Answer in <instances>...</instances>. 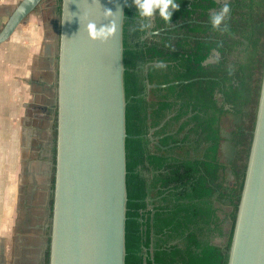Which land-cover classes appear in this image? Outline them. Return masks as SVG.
I'll use <instances>...</instances> for the list:
<instances>
[{
    "label": "trees",
    "instance_id": "trees-1",
    "mask_svg": "<svg viewBox=\"0 0 264 264\" xmlns=\"http://www.w3.org/2000/svg\"><path fill=\"white\" fill-rule=\"evenodd\" d=\"M224 1L176 0L170 22L157 12L149 29L125 0V264L227 263L264 66V0H227L229 14L214 28L209 17ZM145 81L170 85L147 90ZM51 130L50 211L55 118ZM223 142L231 145L225 163Z\"/></svg>",
    "mask_w": 264,
    "mask_h": 264
},
{
    "label": "water",
    "instance_id": "water-1",
    "mask_svg": "<svg viewBox=\"0 0 264 264\" xmlns=\"http://www.w3.org/2000/svg\"><path fill=\"white\" fill-rule=\"evenodd\" d=\"M41 2H18L0 45ZM124 7L125 0H61L48 264H125ZM110 22L107 39L89 37L90 23ZM226 264H264V66Z\"/></svg>",
    "mask_w": 264,
    "mask_h": 264
},
{
    "label": "crops",
    "instance_id": "crops-1",
    "mask_svg": "<svg viewBox=\"0 0 264 264\" xmlns=\"http://www.w3.org/2000/svg\"><path fill=\"white\" fill-rule=\"evenodd\" d=\"M19 1L0 0V19H7ZM36 15L28 19L29 23L25 27H35L38 32L35 37L38 39L41 36L42 39V21L40 15ZM17 43L23 48L21 52L26 54L24 56L29 55L21 58L23 61L20 64L18 61H0V264H30V260H26L24 256L30 248L19 246L18 254L17 249L11 247V243L15 242L14 236H18L19 239L16 240L22 244L21 236L30 231L31 221L37 222L41 217H32L29 212V202L35 200L38 192L37 183L31 180L30 184H23L22 179L28 176L33 179L37 175V169L33 171L34 164L31 165V162L23 166L22 157L25 153L29 157L28 144L32 139H42V133L44 140H38L33 149L39 155L44 153L43 157L40 156L45 160L42 174L45 181L50 177L46 166L50 167L48 163L51 157L48 146L51 143V111L55 101V59L50 50L39 56V46L32 47L34 43L31 41L21 40ZM5 55L14 56L11 52L0 51V59H4ZM38 57L43 67L34 65V59ZM24 70L25 74L22 76ZM22 140L26 143L25 147ZM25 160L28 161V158ZM46 185L49 184L45 182L44 187ZM39 192L41 196L45 193L43 189ZM22 211L24 216L21 217ZM10 251L13 252L12 255Z\"/></svg>",
    "mask_w": 264,
    "mask_h": 264
},
{
    "label": "rangeland",
    "instance_id": "rangeland-1",
    "mask_svg": "<svg viewBox=\"0 0 264 264\" xmlns=\"http://www.w3.org/2000/svg\"><path fill=\"white\" fill-rule=\"evenodd\" d=\"M227 0H225L224 2H226ZM223 3V2H222ZM56 7H57V0H43L40 5L36 8V10L30 14L14 31V33L10 36V38L3 44L0 45V51L1 52H11L12 55H5L4 59H0V61L5 60V62H13V61H18L19 64L23 61L21 60V58H26L29 54H27V56H24L26 54L22 53V49L20 48V45L18 46L17 41H21L23 40L24 42H28L31 41L34 44H32L31 46L35 47L39 46L38 48V54L39 56H43V54L50 50V52L54 55V59H55V65H56V56H57V51H58V30H59V17L56 14ZM36 14L40 15L41 21H42V36L43 38L41 39V36L37 39L35 37V34L38 33L36 32V28L35 27H25L26 24L29 23L28 19L30 20V18L32 19L33 16H35ZM37 16V15H36ZM7 19H0V29L2 28L1 23L6 22ZM25 23V24H24ZM28 52V51H26ZM21 53V55H20ZM32 55V54H31ZM218 56H214L211 57L210 61L214 62L215 59H217ZM40 57H38V59H34V65L37 64L38 66H44L41 64V61L39 63ZM7 65V64H5ZM23 72V71H22ZM25 74V70L23 72V74H21L22 76ZM35 124V123H34ZM42 126H44V123H42ZM231 128V120L230 117H224V119L222 120V130L224 133V137L227 138V134L229 133ZM42 139H32L30 141V143L28 144L30 146L29 149V157H27V155H23V160H24V164L23 166H25V163L28 164L31 162V165H33V171L37 169V175H35L32 178H30V176L28 177H22L23 179V184H27L29 182H31V180H34L37 183V188H38V192L37 195L34 197L35 200L33 202H29L30 204V215L32 217H36L37 215L41 216L38 218V221L34 222L31 221L30 224V231L28 233H24L21 236V240H23L22 244H20L19 242H17L16 238H18V236H14L15 242L11 243V247L15 248V250L17 249L16 252H18L19 254V246H24L25 248H30L27 249V252L24 254V256L26 257V260H30V264H43L44 261V253L47 250V247L45 246V244L48 243V234H49V225H50V209H49V200H50V185H46V187H44V183L47 182V184L50 183V177H48V180L45 181L44 180V176H43V171L45 170V160L42 159L43 154L41 153V155H39V153L37 152V150H34L33 147H35L38 143V140H44V134L42 133ZM39 142V141H38ZM23 146L25 147L26 143L23 142ZM49 156V153H47ZM40 156H42L40 158ZM51 156V155H50ZM231 156V145H229L226 142H223L221 144L220 147V152H219V158L220 161L225 163L230 159ZM28 158V161H26L25 159ZM34 162V163H32ZM41 162V164H40ZM47 162V161H46ZM39 165V166H38ZM49 166H46V168H48L49 171V176L51 175V171H52V160L50 159ZM39 167H41V169H38ZM36 168V169H35ZM32 171V172H33ZM41 172V173H40ZM23 172H22V176H23ZM30 184V183H29ZM41 189H43V191H45V193H43V195L41 196V193L39 192ZM22 205V204H21ZM20 205V207H21ZM22 215L24 216V211H22L21 213V217ZM215 243L217 244H221L223 242V240L221 239H214L213 240ZM11 255L13 254V252H11ZM22 253H20L21 255ZM16 257V255H14Z\"/></svg>",
    "mask_w": 264,
    "mask_h": 264
},
{
    "label": "clouds",
    "instance_id": "clouds-1",
    "mask_svg": "<svg viewBox=\"0 0 264 264\" xmlns=\"http://www.w3.org/2000/svg\"><path fill=\"white\" fill-rule=\"evenodd\" d=\"M135 8L140 17H152L158 12L159 16L167 23L170 22L173 11L179 8V4L176 0H134ZM230 7L225 2L219 11H215L209 17V22L212 27H218L225 20L229 14ZM142 28L148 27L147 24L141 25ZM88 34L91 39L103 41L112 35L114 31V24L111 22L107 25H103L99 28L95 24L90 23L87 26ZM158 67H164L163 62L157 63Z\"/></svg>",
    "mask_w": 264,
    "mask_h": 264
},
{
    "label": "flooded vegetation",
    "instance_id": "flooded-vegetation-1",
    "mask_svg": "<svg viewBox=\"0 0 264 264\" xmlns=\"http://www.w3.org/2000/svg\"><path fill=\"white\" fill-rule=\"evenodd\" d=\"M152 18H153V16L152 17H148V18L142 17V21H144V23L148 25L149 29L151 28ZM150 134H151V132H149L148 135L146 136L149 139L148 149H151L152 146L155 144V141L150 137ZM51 149H52V139H51V143L48 146V151L50 152V155H51L50 159H52Z\"/></svg>",
    "mask_w": 264,
    "mask_h": 264
}]
</instances>
